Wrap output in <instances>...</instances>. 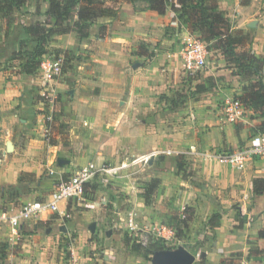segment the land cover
<instances>
[{
    "label": "crops",
    "instance_id": "crops-1",
    "mask_svg": "<svg viewBox=\"0 0 264 264\" xmlns=\"http://www.w3.org/2000/svg\"><path fill=\"white\" fill-rule=\"evenodd\" d=\"M5 3L0 0V52L14 51L28 39L29 44H35L23 27L45 22L48 0H24L21 4L9 0L7 7ZM108 5L115 15L100 19L106 26L103 38L97 37L102 24H91L88 36L81 37L73 26L75 20L68 32L61 33L55 27L46 42V52L79 48L87 50L89 60L96 62L89 75L88 104L80 113L87 118L90 130L83 150L75 137L76 104L67 103L76 99L70 73L65 81L57 83L63 97L57 109L67 113L69 122L74 123V136L70 140L56 133L57 140L48 144L42 135L46 123L39 108L42 103L38 102L36 73L26 72L22 64L16 66L13 59L4 63L0 58V150L5 146L10 149L0 162V202L8 213L17 210L13 206L18 200L26 203L33 197L47 199L60 179L79 170L92 172L91 189L85 190L81 198L60 202L58 210L25 221L19 226V235H10L13 242L17 238L21 241L22 250L12 255L9 264H29L24 250L33 243V233L37 238L31 249L40 252L42 259L37 264H131L133 258L143 261L142 255L120 242L118 231L127 223L128 214L132 213L142 232L155 234L157 227L173 229V220L182 218L184 209L194 212L193 221L198 222L208 223L212 214H220L212 230L214 238L206 245L211 243L224 253L254 247L259 253H253L252 258L262 256L257 259L264 264V238L257 235L264 223V191H253V179L264 177V158L255 157L238 170L211 157L248 145L255 120L246 116L235 124L222 125L217 115L228 94L223 93L226 88L213 92L215 87L199 92L193 99L185 97L186 103L179 110L184 115L175 116L165 99L179 89V65L173 56L192 31L185 22L175 19L172 10L160 14L148 7L138 9L131 0H110ZM214 9L232 18L237 29H252V51L264 54V0H216ZM16 24L19 31L14 30ZM209 68L208 75L228 80L234 76L223 66L218 70L216 66V71ZM187 113L195 114L194 125ZM80 114L78 118H82ZM65 120L62 116L59 122ZM57 122L58 118L52 124ZM193 144L197 153L188 151ZM179 162L190 172L185 178L177 172ZM119 164L126 167L114 171ZM142 165L141 172L145 165L149 172L143 173L139 188L146 190L147 200L136 186L139 177L134 179L129 174ZM236 216L241 218V227L236 225ZM246 216L251 217L250 223ZM103 219L108 225L105 243L99 247L102 255L82 258L77 253L78 243L94 231L89 226L91 221Z\"/></svg>",
    "mask_w": 264,
    "mask_h": 264
},
{
    "label": "rangeland",
    "instance_id": "rangeland-1",
    "mask_svg": "<svg viewBox=\"0 0 264 264\" xmlns=\"http://www.w3.org/2000/svg\"><path fill=\"white\" fill-rule=\"evenodd\" d=\"M15 1L17 2V1H21V0H15ZM108 1H110V0H108ZM131 1L135 2V6L138 9L148 7L147 0H131ZM215 1L216 0H206L205 1V6L208 7V11H207L208 15H213L215 13V10H214ZM5 2L6 3L4 5L6 7L9 6L7 4L9 2V0H5ZM188 7H189V5L181 7V5L178 2H176V0H172V1L168 2L166 10H175V14H174L175 16L174 17L179 23L185 22L187 25L195 28V25L193 22L198 21V19H196V17H198V15L197 14L192 15V11ZM78 9H79V7H75V9H72V11L70 12V18L67 21L68 24H71L73 21L78 20V18L76 16ZM166 10H165V12H166ZM186 12H187V14L185 15L184 13H186ZM190 12H191V14H190ZM6 15L9 17V11H7ZM192 16H195V17H192ZM100 19H103V18H96L93 20V23L94 24L95 23L102 24V22H100ZM226 19H227L228 25H227V29L223 30V32L226 34H231L232 37H234L235 50L236 51L245 50V51H251L252 52V48L250 46L251 41L253 39L252 29H248L247 27H244L243 29L239 30L236 28V24L232 18H229L226 16ZM35 24L36 23H33L32 25H35ZM42 24H43L44 29H49L51 27L50 25H53V20L47 18L45 20V22H42ZM23 28L25 29V27H23ZM18 29H19V25L16 24L14 26V30L19 31ZM204 30H206V29H204ZM192 34L194 37L204 41L208 46L210 53L208 55L209 60L206 61L207 62L206 65L208 67H210L209 69L211 71H213L216 69V66H217V70H218L219 69L218 67L223 66L224 68H226L228 70L227 73H230V76L234 75V76H232L233 77L232 79L235 82H234V85H231V83H233L232 79H229L230 80L229 81L228 78L225 79L224 77L215 76V74L214 75H211V74L208 75L207 73H210V72H207L208 71L207 69H203L202 71L198 72L197 75L193 79H189L188 81L183 82V81H181V79H184V76L189 75V74H187L186 71H184L182 68H179L178 69V75H179V80H180L179 81L180 86L178 85L179 89L177 91H175L173 94H171L170 96H166V98H165L167 100V102L170 103L169 110L174 112L173 114H175V116H177L178 118L180 117V115L181 116L184 115V114L180 113L179 110H180V108L183 109V107L186 103L185 97L190 96L193 99V96L196 97V95L199 94V92H205L209 88H213V87H215L212 90L213 92H216L217 90L219 91L220 89L226 88L227 91H225L223 93L237 97V96H240L241 94L244 93L243 90H244V87L246 84H248L250 81H255L257 78L256 75H253L251 78L247 79L242 74H240L238 72L237 67L234 66L230 61L227 60L228 59L227 56L222 55L223 53L221 50H218V51L216 50L215 46L217 45V40L216 41L215 40L207 41V40L203 39V37L200 36V34L197 31L191 32V35ZM29 42H30V39L25 41L21 45V47L17 48L14 51H10V52L9 51L8 52L1 51L0 52V58H2V57L4 58L2 60L4 63H6L7 60L13 59L15 61V63L18 64L16 66H20L21 64L22 65L26 64V62L29 59V55H30L28 53H32V51L36 45V44H29ZM59 52H61V53H59ZM51 53L52 54L56 53L55 55H52V58H54L58 55H62L61 60L63 62V75H62V77L59 78V82L65 81L67 78L66 74L70 73L71 76H69V79H70L69 81L72 82L73 86L76 87V99L72 98L71 100L67 101V103H69L70 106H73L76 104V111L78 114H80L81 112H83L85 110V105L88 104L87 99H88V93H89V83H88L89 77H90L89 75H90V71L94 68V65L96 64V62H92L89 60L87 50L84 51L83 49H79V48L66 49L64 51H53ZM178 53H179V51L177 53H175V55L173 56V59H174V61H177V64H178V57H179ZM259 55H264V54H259ZM30 56H31L30 57L31 61L28 62L29 63L28 66L30 68H32V71L34 73V69L37 67L39 58H37L33 55H30ZM179 61H181V59H179ZM211 67H213V69H211ZM64 74H65V76H64ZM259 78L261 80H263V82H264V68H263L262 72L260 73ZM187 83L189 84V86ZM70 89H72V88H70ZM39 90H40L39 87H37L38 98L40 97L39 96ZM164 97H165V95H164ZM62 99H63L62 94L59 92V90H57V87H56V95H55V98L53 99V102H49L48 99L43 100L40 97V100L42 101V105L41 104H38V105H41V106H39V108L41 109V113L43 114L44 120H45V116L48 115L47 113H49L51 111L50 109H52V111H51L52 119L50 121L45 120V123H46L45 125L49 129L47 131H45L43 128V130H42V135L44 137L43 139L46 142H48V144H49V142L51 143V142H55L57 140V137H56L57 134H60L61 136H63V138L70 139V140H72V137L74 136V132H72V126H73L72 124H74V123L71 124L69 122V120H68L69 117H68L67 113L63 114L62 112H60L59 108H58L59 110L57 109V107L60 104H62V102H63ZM40 100H38V102H40ZM75 100H76V102H74ZM165 107L163 109H165ZM249 111L246 114V116H248L249 120H255V124L252 127L253 131H250L251 135L254 134V132H259V131L264 132V130L259 129V126L262 122L261 114L258 112H254L253 110L252 111L249 110ZM78 114L76 115L77 118H78ZM80 115L82 116V118H78V119L76 118V127H75L76 136L75 137H76V140H78L80 142L81 148L83 150L87 147V143H88L87 138H88L90 130H89V124L88 123L86 124V122L88 121L87 118L86 117L84 118V114H80ZM62 116H65L66 120L63 122H59V119L61 121ZM187 116L189 117V119H191V121L193 122V125H194L196 122L195 114L187 113ZM177 117H176V119L179 120ZM217 117H218V120L221 122V120L219 118V111H218ZM57 118H58L57 124H52ZM222 125H226V124H222ZM54 133H55V136H54ZM45 141H44V143H45ZM193 145H195V144H193ZM190 146L191 145L188 146V151H190V149H191ZM124 167H126V165L119 164V166L113 168V170L118 171ZM142 167H143V165L141 167L137 166V170L136 169L132 170L129 173L130 175H134L133 176L134 179L139 177V180H137V183H136V186H138L139 190H140L139 187H141V185L143 183V181H141L140 179H142L143 173H146L148 171V167L145 165L144 171L141 172ZM177 169H178V167H177ZM87 171L91 172L90 169H87ZM177 172L182 173L181 175H184V178L187 175H190V172H187V170H185V169H183L181 171L178 170ZM90 183H91L90 180H88L85 183V190L91 189ZM39 199H42V198H39V197H33L32 198V200H39ZM23 205H24V203H22L21 201L18 200L17 204L13 206V208H15L17 210L16 211L14 210L15 212H13V213L18 212L19 209ZM190 212L187 211V209H184V212H183L184 216L182 218H179V219H181V220L182 219H189V220H187L185 222L183 220L182 223H180L181 221H179L180 225H178L179 224L178 223L175 230L174 229H166L164 231V230H162V227H157L155 229L157 231V232H155V234H153L152 232H150L151 234H148L147 232H142V230L138 229V227L134 230H131L128 227L127 223L125 225L123 224V228H120L118 231V232H120V235L122 237L120 242L121 243L124 242L125 244L129 245L131 248V252H135L133 250V248L137 247L141 242H147V241L152 240L155 237L156 238L159 237L160 239L163 240L164 245L169 246L170 249H167V250H174V249H178L180 247H184L185 249L190 251L193 255H195V260H194L193 264L199 263L200 259L202 258V255H201L202 252L206 253V256H204L206 264H223L226 260L230 259L233 256L236 259L244 257V258L248 259L250 264H262V263H258V259L259 260L263 259L262 256L257 257L258 259L252 258L253 253L254 254L259 253V249H257V248L251 247L249 250H245L243 252L240 251V252L224 253V252H220L219 250H216L214 247H212L211 243L206 245L207 242H209L210 240H212L214 238V233L212 231L213 229L210 227L206 228V225L208 223L204 222L203 220L200 222H198V220L193 221L194 212H193V214ZM2 213H5L6 215H12L13 214V213L12 214L8 213L6 205L3 202H0V214H2ZM240 219H241L240 217H237V216L235 217L237 227H241L242 223L240 222L241 221ZM121 222H123V221H121ZM107 223H108V221H106L104 219L91 221L89 226H92L91 228H93L94 231L89 232L88 235H90V237L87 238L86 240H83L82 244H80V242H79L78 246L76 245L77 250H78L77 253L79 255H81L82 258L97 257V256L100 257L101 252H100L99 247L105 243L104 239H106V238L103 239V236H104V231L106 230V226L108 225ZM190 224H192V226ZM187 227H189V228L186 229ZM101 229H102V231H101ZM95 230H97V231L95 232ZM158 230L159 231L161 230L160 235L158 234ZM8 232H9V234H8ZM33 234L35 235V239H36L37 233H33ZM10 235H12L11 229L8 227L7 223H5L3 220L0 219V264H9L8 261H9V259H11L12 255H14V254H16L22 250L21 241H19V239L17 238V240H14V242H13L9 238ZM162 235L164 236V238L162 237ZM74 236L76 237V241H77L78 240L77 239V237H78L77 232H76V234H74ZM39 238L40 239H38V243H40L39 241L41 240V237H39ZM35 239H30V242L34 243ZM94 239H97V240L95 241ZM109 242H110V240H109ZM114 242L119 243L118 240H114ZM32 244L30 245L28 250H24L25 251L24 253H27L24 255H25V257L28 258L29 264H37L42 259L40 258L41 257L40 252H37L36 250L31 249ZM86 245L88 247H85ZM32 256L35 258L32 259ZM151 257H152V255H151ZM135 259L134 258L132 259L133 263H131V264H152L150 259L149 260L144 259L143 261H140V260L136 261Z\"/></svg>",
    "mask_w": 264,
    "mask_h": 264
},
{
    "label": "trees",
    "instance_id": "trees-1",
    "mask_svg": "<svg viewBox=\"0 0 264 264\" xmlns=\"http://www.w3.org/2000/svg\"><path fill=\"white\" fill-rule=\"evenodd\" d=\"M169 1L172 0H147L148 8L156 11L157 13L163 14L167 8ZM205 1L206 0H176V2L181 5V7L189 5L188 8L191 9L192 15H198V17H196L198 21L193 22L195 28L187 25L192 32L197 31L200 36H202L203 39L207 41L217 40V45L215 46L216 50H221L223 53L222 55L227 56V60L230 61L234 66H236L238 72L244 77L248 79L253 75L257 76L255 81H250L245 85L243 90L244 93L237 97L242 101L247 111L253 110L254 112H258L261 114L262 122L259 126V129L264 130V82L259 78L260 73L264 68V55H257L253 51H236L234 37H232L231 34H226L223 32V30L227 29L228 25L226 16L223 12L216 11L215 9V13L213 15H208V7L205 6ZM23 2L24 0L17 1L18 4H21ZM48 2L49 9L45 14L48 19L53 20V25H50L51 27L49 29H44L43 24L38 21L35 25L31 24L25 27V31L34 37V41L36 44L32 53L28 54L39 58L37 67L34 69V73L38 72V65L41 59L52 57V55L56 54L46 52L47 38L54 31L55 27H57V30L61 33L68 32L70 30L69 24H67L66 22L70 18V12L72 11V9H75V7H79L76 13L78 20L73 23V26L76 28V31L80 34L81 37L88 36L89 26L93 23L94 19L112 17L115 15V10L108 5V0H48ZM172 11L175 12V10ZM184 14L186 15L187 12ZM105 30L106 26L102 24L99 28L97 37L103 38ZM30 55L26 64L22 65L23 70H25L26 72H33L32 68L28 66V62L31 61ZM59 56L60 55L56 57ZM256 133L264 132H254V134ZM178 165L179 166L177 170H183V163L179 162ZM253 191L255 193L264 191V177H255L253 179ZM140 193L143 194L145 199L147 200L148 197L146 190L144 189V191H141L140 189ZM219 218V213L212 214L208 220V227L213 229L218 223ZM183 220L185 222L189 219H174L172 222L173 229L175 230L179 221H181L180 223H182ZM180 223L178 225H180ZM257 235L259 238H264V223L262 228L258 231ZM162 249L170 248L169 246L164 245L163 240L159 237H155L147 242H141L137 247L133 248L135 252L142 255L144 259L148 260H151V255H153L156 251ZM225 263L226 262H224L223 264ZM198 264H206L205 257H202Z\"/></svg>",
    "mask_w": 264,
    "mask_h": 264
},
{
    "label": "built area",
    "instance_id": "built-area-1",
    "mask_svg": "<svg viewBox=\"0 0 264 264\" xmlns=\"http://www.w3.org/2000/svg\"><path fill=\"white\" fill-rule=\"evenodd\" d=\"M209 53L207 44L193 35L188 34L183 39L181 49L178 53V65L179 68H182L189 74L184 76L186 81L193 79L203 69H208L206 61L209 60ZM61 57L62 55L57 58L46 57L39 62L36 76L39 79V96L43 100L48 99L49 102H53L55 98L56 85L59 82V78L63 75V62ZM40 103H42L41 100ZM50 110L52 111V109ZM51 111L47 113L48 115L45 116V120L50 121L52 119ZM247 113L248 111L242 101L232 95H226L219 106V118L222 124H235L242 121ZM48 129L47 126L44 127L45 131ZM190 148V151L197 153L195 145H191ZM9 151L10 149L7 146L0 150V162L7 156ZM211 157L234 169H244L246 163L251 159L255 157L264 158V133L252 135L249 144L244 147L232 151L215 153ZM91 176L92 172L84 169L77 171L74 175L66 179H60L47 199L28 201L24 203L18 212L12 215L0 214V219L7 223L11 229V234L17 236L19 235V226L25 221L36 220L43 212L58 210V205L62 201L81 198L85 193V183ZM240 212L241 216L245 217L246 213L243 210H240ZM246 217V222L250 223L251 217ZM127 225L131 230L137 228L132 213L128 214ZM160 231L158 230L159 235ZM162 237L164 238L163 235ZM225 262L226 264H250L248 259L244 257L236 259L234 256ZM71 264L77 263L73 261Z\"/></svg>",
    "mask_w": 264,
    "mask_h": 264
},
{
    "label": "water",
    "instance_id": "water-1",
    "mask_svg": "<svg viewBox=\"0 0 264 264\" xmlns=\"http://www.w3.org/2000/svg\"><path fill=\"white\" fill-rule=\"evenodd\" d=\"M253 23L250 27H253ZM202 257L206 256L205 252H202ZM195 255L184 247H180L174 250L162 249L156 251L152 257V264H193Z\"/></svg>",
    "mask_w": 264,
    "mask_h": 264
}]
</instances>
